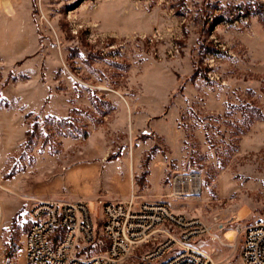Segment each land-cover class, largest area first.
Segmentation results:
<instances>
[{
    "label": "rangeland",
    "instance_id": "374dc122",
    "mask_svg": "<svg viewBox=\"0 0 264 264\" xmlns=\"http://www.w3.org/2000/svg\"><path fill=\"white\" fill-rule=\"evenodd\" d=\"M206 11L0 0V264H25L36 201L89 200L97 218V198L132 193L200 219L217 236L200 247L243 264L235 228L264 218V16L236 28ZM176 173L202 193L172 198Z\"/></svg>",
    "mask_w": 264,
    "mask_h": 264
},
{
    "label": "built area",
    "instance_id": "2783aa9c",
    "mask_svg": "<svg viewBox=\"0 0 264 264\" xmlns=\"http://www.w3.org/2000/svg\"><path fill=\"white\" fill-rule=\"evenodd\" d=\"M205 5V20L214 25L247 27L264 16V0H205ZM193 9L191 1L180 7L186 13ZM170 190L172 198L198 197L202 176L176 173ZM89 204L82 199L36 201L23 238L25 264H220L200 247L206 236L217 239L212 227L166 203L138 202L133 193L127 201L99 197L97 218ZM235 232L236 239L242 237L243 264H264V218Z\"/></svg>",
    "mask_w": 264,
    "mask_h": 264
},
{
    "label": "trees",
    "instance_id": "16d2710c",
    "mask_svg": "<svg viewBox=\"0 0 264 264\" xmlns=\"http://www.w3.org/2000/svg\"><path fill=\"white\" fill-rule=\"evenodd\" d=\"M28 133H29V132H28ZM28 133H27V134H28Z\"/></svg>",
    "mask_w": 264,
    "mask_h": 264
},
{
    "label": "crops",
    "instance_id": "0c3cea01",
    "mask_svg": "<svg viewBox=\"0 0 264 264\" xmlns=\"http://www.w3.org/2000/svg\"><path fill=\"white\" fill-rule=\"evenodd\" d=\"M254 21V20H253Z\"/></svg>",
    "mask_w": 264,
    "mask_h": 264
}]
</instances>
